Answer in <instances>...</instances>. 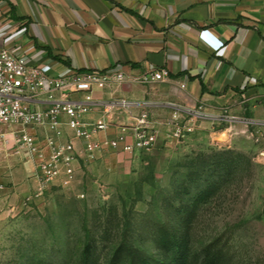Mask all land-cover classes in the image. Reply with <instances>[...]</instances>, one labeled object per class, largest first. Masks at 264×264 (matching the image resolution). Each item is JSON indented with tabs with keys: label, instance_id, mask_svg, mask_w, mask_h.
I'll list each match as a JSON object with an SVG mask.
<instances>
[{
	"label": "rangeland",
	"instance_id": "1",
	"mask_svg": "<svg viewBox=\"0 0 264 264\" xmlns=\"http://www.w3.org/2000/svg\"><path fill=\"white\" fill-rule=\"evenodd\" d=\"M236 114L205 120L225 139L196 123L149 154L81 162L70 184L0 212V264H171L174 238L187 264H264V116Z\"/></svg>",
	"mask_w": 264,
	"mask_h": 264
},
{
	"label": "crops",
	"instance_id": "2",
	"mask_svg": "<svg viewBox=\"0 0 264 264\" xmlns=\"http://www.w3.org/2000/svg\"><path fill=\"white\" fill-rule=\"evenodd\" d=\"M1 50L26 58L49 77L115 68L133 77L166 71L163 81L123 82L92 92L95 100L149 102L150 125L159 138L168 137L173 107L238 118L240 104H248L251 120L264 116V100L253 104L264 95V0H0ZM99 118L93 109L84 120ZM198 123L197 134L227 136V128L203 131L211 121ZM119 132L111 128L97 138ZM2 152L4 215L23 206L36 182L24 153Z\"/></svg>",
	"mask_w": 264,
	"mask_h": 264
},
{
	"label": "built area",
	"instance_id": "3",
	"mask_svg": "<svg viewBox=\"0 0 264 264\" xmlns=\"http://www.w3.org/2000/svg\"><path fill=\"white\" fill-rule=\"evenodd\" d=\"M165 79L164 70L133 77L117 68L49 77L40 68L28 65L26 58L1 50L0 150L24 153L32 162L35 197L56 182L70 184L81 162L94 161L102 154H149L159 138L158 130L149 121L152 105L121 98L95 100L92 92L123 82L143 84ZM79 94L83 98H73ZM93 109L99 110L100 118L85 121ZM214 118L201 107H173L168 138L179 141L193 132L196 123ZM111 128L120 132L111 138H97Z\"/></svg>",
	"mask_w": 264,
	"mask_h": 264
},
{
	"label": "trees",
	"instance_id": "4",
	"mask_svg": "<svg viewBox=\"0 0 264 264\" xmlns=\"http://www.w3.org/2000/svg\"><path fill=\"white\" fill-rule=\"evenodd\" d=\"M171 244L169 262L171 264H187V253L184 245L177 238L172 239Z\"/></svg>",
	"mask_w": 264,
	"mask_h": 264
}]
</instances>
